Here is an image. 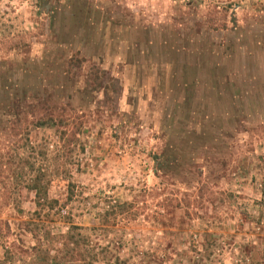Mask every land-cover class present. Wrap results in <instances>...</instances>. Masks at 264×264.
Returning <instances> with one entry per match:
<instances>
[{"label": "rangeland", "instance_id": "374dc122", "mask_svg": "<svg viewBox=\"0 0 264 264\" xmlns=\"http://www.w3.org/2000/svg\"><path fill=\"white\" fill-rule=\"evenodd\" d=\"M44 230L67 264H264V0H0V264Z\"/></svg>", "mask_w": 264, "mask_h": 264}, {"label": "trees", "instance_id": "16d2710c", "mask_svg": "<svg viewBox=\"0 0 264 264\" xmlns=\"http://www.w3.org/2000/svg\"><path fill=\"white\" fill-rule=\"evenodd\" d=\"M34 186V185H33ZM35 185L32 188H36ZM41 191H35V206L38 210L42 209L43 205L47 204L48 206H52L56 202L53 199H47L45 194L40 193ZM36 211H33V213ZM5 225V224H4ZM27 228L31 225L34 226L35 229H28L27 232L31 233V237L33 239H36L38 236V228H36V224L34 223H26ZM72 228V227H71ZM78 229L77 227H75ZM79 230V229H78ZM21 233L18 232H12V235L15 239V241L19 244V246H22L20 251H17L19 254H25L28 256V259L30 261L27 262V264H67V262L70 260L72 254H78L79 250L81 249L82 245H86V241L83 240V236L74 231V234L68 230L63 235H58L56 237V240H54L53 245L49 243H46L50 236V239L52 242L53 237L51 235H48L49 233L47 230H44L41 232L40 238L42 243H33L32 245H28L27 247H24V245L19 243V240L21 236H18V234ZM23 234V233H21ZM45 242V243H44ZM47 244V245H46ZM89 246H86V248ZM82 250V249H81ZM88 249H84V252H86ZM87 253V252H86ZM3 261L8 264H14L13 263V254L12 251H10L8 248L4 249V256ZM80 264H91L89 261L82 260Z\"/></svg>", "mask_w": 264, "mask_h": 264}]
</instances>
